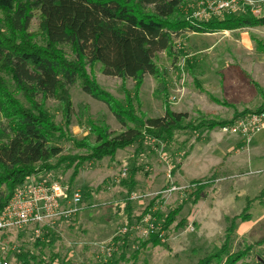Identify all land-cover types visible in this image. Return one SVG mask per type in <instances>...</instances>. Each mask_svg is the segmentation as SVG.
<instances>
[{"label": "rangeland", "instance_id": "rangeland-1", "mask_svg": "<svg viewBox=\"0 0 264 264\" xmlns=\"http://www.w3.org/2000/svg\"><path fill=\"white\" fill-rule=\"evenodd\" d=\"M223 1H233L232 7L220 9ZM30 14L26 36L32 45L45 49L39 12ZM248 15L264 17V0H184L171 20L216 17L234 22L250 19ZM7 26V16L0 9V33L11 37ZM230 26L235 29L186 32L174 40L169 52L155 56L157 76H145L140 87L131 80L103 76L97 64L85 67L89 81L124 108L131 104L137 119L161 118L165 109L187 114L171 136L144 135L112 158L95 161L90 152L97 146L91 125H105L114 134L122 128L104 104L83 91V80L78 79L68 91V111L58 100L43 103L59 130L52 143L62 154L35 166L36 173L42 170L37 174L79 190L82 205L73 220L54 230L58 236L54 245L41 251L33 248L40 237L29 229L0 233V264H17L15 256L22 250L37 255V264H96L121 247L113 245L112 239L124 235L119 234L123 227L128 236L127 264H198L212 258V264H226L240 255L234 264L264 261V158L260 159V149L252 147L264 133L247 141L238 132L222 131L239 120L264 114V26ZM58 49L73 60L70 47ZM0 77L12 85L1 68ZM13 97L24 103L20 95ZM214 122L226 125L213 128ZM0 124L7 125L1 113ZM220 163V169L210 175ZM193 179H214L201 190L196 204L194 196L200 187L191 186ZM145 210L148 213L143 215ZM243 214V219H235L226 255L214 257L223 250L226 229ZM146 216L159 242L134 253L138 242L149 240L148 225L141 223Z\"/></svg>", "mask_w": 264, "mask_h": 264}, {"label": "trees", "instance_id": "trees-1", "mask_svg": "<svg viewBox=\"0 0 264 264\" xmlns=\"http://www.w3.org/2000/svg\"><path fill=\"white\" fill-rule=\"evenodd\" d=\"M183 4L184 0H0V9L7 16V27L13 33L11 37L0 33V68L8 73L12 82L9 85L0 77V113L7 121L5 127L0 124V211L16 188L27 178L42 172L36 173L35 166L62 154L52 143L59 130L44 110L43 103L48 99L58 100L68 111V91L78 79L83 80V91L104 104L122 128L121 133L114 134L105 125H91L90 134L97 146L90 152L95 161L112 158L117 151L130 147L144 135L150 134L156 139L165 134L171 136L187 120V114L169 109H165L161 118L137 119L131 104L124 108L93 85L85 76V67L97 64L103 76L131 80L140 87L145 76H157L155 56L169 52L172 42L186 32L218 33L235 29L230 26L233 23H237L236 28L264 26V17L252 18L251 15L247 17L250 19L234 22L216 17L206 21L171 20ZM31 10L39 12L38 29L45 39V49L32 45L26 36ZM62 46L71 48L72 61L58 49ZM14 94L20 95L24 103L16 100ZM225 125L214 122L211 127ZM77 174L76 168L74 177ZM213 180L192 182V187H200L196 190L194 204L199 201L201 190L211 186ZM2 188L5 193L1 192ZM147 213L145 210L143 215ZM243 218L244 214L233 219L231 227L226 229L223 250L214 257L226 255L235 219ZM56 235L52 230L42 234L34 241L33 248L41 251L45 246H53ZM127 239L125 234L115 236L112 244L121 247L116 246V252H109L96 264H127L129 259L124 251ZM158 242L157 237L151 235L148 241L138 242L134 253L144 249L146 244ZM242 257L237 256L230 263L227 259L226 264H234ZM15 259L17 264H37V255L29 251L22 250ZM213 260H201L198 264H212ZM259 263L264 264V261Z\"/></svg>", "mask_w": 264, "mask_h": 264}, {"label": "built area", "instance_id": "built-area-1", "mask_svg": "<svg viewBox=\"0 0 264 264\" xmlns=\"http://www.w3.org/2000/svg\"><path fill=\"white\" fill-rule=\"evenodd\" d=\"M232 4L233 1H223L220 9H230ZM222 131L238 132L249 141L251 136L264 133V114L244 121L239 120L232 126L224 127ZM81 205L82 194L79 190L52 177L31 176L13 191L5 207L0 211V233L29 229L36 237H40L73 220L79 214ZM147 217L149 216L144 217L141 223L148 225L145 227L147 236H154V224ZM125 231L127 228L123 227L119 234H125Z\"/></svg>", "mask_w": 264, "mask_h": 264}, {"label": "crops", "instance_id": "crops-1", "mask_svg": "<svg viewBox=\"0 0 264 264\" xmlns=\"http://www.w3.org/2000/svg\"><path fill=\"white\" fill-rule=\"evenodd\" d=\"M257 139H258V137L255 138L254 141L252 142L253 143L252 144V147H254V150L260 149V159H262V158H264V153H262V150H264V136L260 137V140H258V141H257ZM236 141H237V143H241L238 139ZM237 143H235V146L233 147V149L235 147H237ZM222 164L223 163H220V164H218L217 167H214L213 169H211V171H210L211 174L210 175H212V174H214V172L218 171V168L220 169V167L222 166ZM194 180H196V179H193L191 181H194ZM213 183H214V180H213Z\"/></svg>", "mask_w": 264, "mask_h": 264}]
</instances>
